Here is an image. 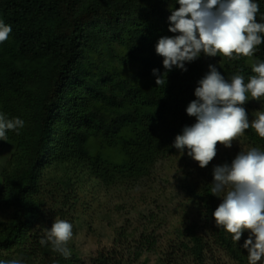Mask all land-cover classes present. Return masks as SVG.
Returning a JSON list of instances; mask_svg holds the SVG:
<instances>
[{
  "label": "trees",
  "instance_id": "16d2710c",
  "mask_svg": "<svg viewBox=\"0 0 264 264\" xmlns=\"http://www.w3.org/2000/svg\"><path fill=\"white\" fill-rule=\"evenodd\" d=\"M254 2L260 6L256 20L264 23V0ZM174 7L176 0H0V21L12 28L0 43V113L25 122L3 140L12 154L0 183V260L78 264L70 241L66 259L39 240L57 219L74 229L87 184L125 187L150 178L178 153L171 146L176 135L196 122L186 107L208 65L226 79L242 74L247 83L255 75L251 65L264 62V42L252 57L202 54L186 72L164 74L165 84L157 86L152 70L165 69L155 47L161 36L173 35L167 18ZM244 135L264 151V139L251 126ZM183 160L189 180L180 189L203 224L174 227L158 264H248L241 247L247 232L233 242L212 216L222 202L211 194L214 159L200 168L185 150ZM157 242L145 231H120L116 247L92 261L136 264Z\"/></svg>",
  "mask_w": 264,
  "mask_h": 264
},
{
  "label": "clouds",
  "instance_id": "9594fccd",
  "mask_svg": "<svg viewBox=\"0 0 264 264\" xmlns=\"http://www.w3.org/2000/svg\"><path fill=\"white\" fill-rule=\"evenodd\" d=\"M179 7L170 10L168 32L156 44V54L163 58L165 69H153L157 86L165 84L164 74L173 68L186 72V64L203 54L216 57L219 53L229 59L252 57L256 46L264 42V23L257 22L260 6L254 0H176ZM10 25L0 21V43L9 38ZM235 54V55H234ZM255 75L234 74L230 79L209 64L208 71L197 81L196 99L186 107L195 123L185 125L171 145L205 168L217 155V145L231 148L232 142L250 126L264 139V111L249 120L243 106L250 100L260 103L264 97V62L251 65ZM20 118L7 119L0 113V140H6L8 130L24 127ZM211 194L221 198L212 216L217 227L231 234L239 242L247 232L241 247L247 251L248 264H264V151L252 147L240 151L230 163L216 165L212 170ZM73 237V225L57 219L39 240L41 246L71 257L68 242ZM0 264H23L21 259L0 260Z\"/></svg>",
  "mask_w": 264,
  "mask_h": 264
},
{
  "label": "rangeland",
  "instance_id": "374dc122",
  "mask_svg": "<svg viewBox=\"0 0 264 264\" xmlns=\"http://www.w3.org/2000/svg\"><path fill=\"white\" fill-rule=\"evenodd\" d=\"M243 106L250 121L263 111L255 100ZM252 147L245 140L244 133L232 142L231 148L218 144L214 166L223 164V159L232 161L240 151L246 152ZM11 154V148L0 140V183ZM183 158L184 154L178 152L161 161L150 178L134 185L107 188L94 182L87 184L85 200L77 208L74 237L69 243L78 254V264H94L92 260L99 252L116 247L114 240L120 231L128 236L143 231L153 235L158 241L156 248L146 252L136 264H158L160 254L174 239L171 240L170 236L174 227L200 222L194 202L180 189L181 182L189 180L186 175L189 161ZM132 240L128 239V242L132 243ZM122 249L126 253L125 246ZM219 256L228 262L223 255Z\"/></svg>",
  "mask_w": 264,
  "mask_h": 264
}]
</instances>
